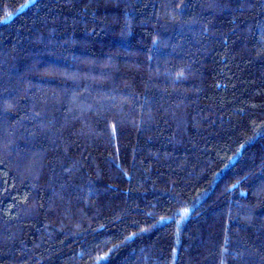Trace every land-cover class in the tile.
Returning a JSON list of instances; mask_svg holds the SVG:
<instances>
[{
  "label": "trees",
  "instance_id": "1",
  "mask_svg": "<svg viewBox=\"0 0 264 264\" xmlns=\"http://www.w3.org/2000/svg\"><path fill=\"white\" fill-rule=\"evenodd\" d=\"M0 264H264V0H0Z\"/></svg>",
  "mask_w": 264,
  "mask_h": 264
}]
</instances>
